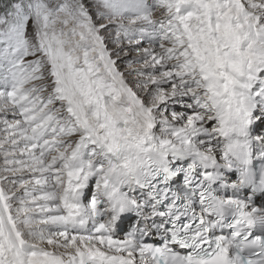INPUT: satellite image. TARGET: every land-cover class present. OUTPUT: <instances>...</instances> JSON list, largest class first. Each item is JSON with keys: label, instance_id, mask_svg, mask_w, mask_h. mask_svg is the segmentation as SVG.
Returning <instances> with one entry per match:
<instances>
[{"label": "snow or ice", "instance_id": "1", "mask_svg": "<svg viewBox=\"0 0 264 264\" xmlns=\"http://www.w3.org/2000/svg\"><path fill=\"white\" fill-rule=\"evenodd\" d=\"M0 264H264V0H0Z\"/></svg>", "mask_w": 264, "mask_h": 264}]
</instances>
